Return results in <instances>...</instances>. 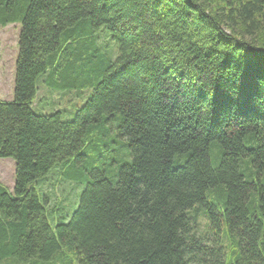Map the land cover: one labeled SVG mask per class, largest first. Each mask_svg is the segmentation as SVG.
<instances>
[{
	"label": "trees",
	"instance_id": "1",
	"mask_svg": "<svg viewBox=\"0 0 264 264\" xmlns=\"http://www.w3.org/2000/svg\"><path fill=\"white\" fill-rule=\"evenodd\" d=\"M17 20L0 264H264V0H0ZM39 79L92 92L37 113Z\"/></svg>",
	"mask_w": 264,
	"mask_h": 264
},
{
	"label": "rangeland",
	"instance_id": "2",
	"mask_svg": "<svg viewBox=\"0 0 264 264\" xmlns=\"http://www.w3.org/2000/svg\"><path fill=\"white\" fill-rule=\"evenodd\" d=\"M22 27L20 20L3 25L0 24V98L5 101L13 100L14 78L16 71V60L18 55V37ZM99 47L112 59H116L118 51L116 45L111 41L108 31L100 28L95 33ZM110 40V41H109ZM113 44V46L111 45ZM92 89L88 86L63 88L55 84L46 82L44 79L38 80V91L33 101V109L37 113H53L60 111L64 119H74L77 110L87 101ZM112 156V155H111ZM54 171V169H53ZM52 171V172H53ZM0 181L5 184L10 191H14L15 185V162L12 158L0 157ZM70 185V183H66ZM64 197V214L70 217L78 206V201L72 193L71 186H66ZM81 187V191L83 186ZM68 190V191H67ZM78 191V190H77ZM80 191V194H81ZM71 192V193H69ZM59 196L61 191L59 189ZM67 196V197H66ZM198 223L203 229L205 218L199 215Z\"/></svg>",
	"mask_w": 264,
	"mask_h": 264
}]
</instances>
